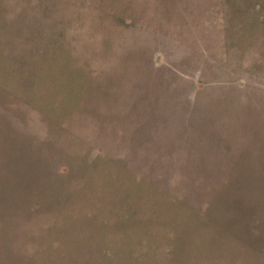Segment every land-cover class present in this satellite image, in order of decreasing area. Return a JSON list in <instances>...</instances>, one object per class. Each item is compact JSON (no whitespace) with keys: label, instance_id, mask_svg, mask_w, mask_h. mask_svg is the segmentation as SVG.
I'll return each instance as SVG.
<instances>
[{"label":"rangeland","instance_id":"1","mask_svg":"<svg viewBox=\"0 0 264 264\" xmlns=\"http://www.w3.org/2000/svg\"><path fill=\"white\" fill-rule=\"evenodd\" d=\"M0 264H264V0H0Z\"/></svg>","mask_w":264,"mask_h":264}]
</instances>
